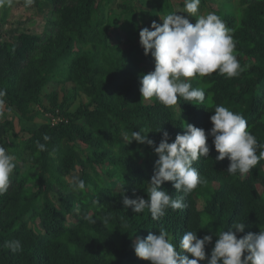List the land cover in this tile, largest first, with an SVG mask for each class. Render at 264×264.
<instances>
[{
  "label": "trees",
  "instance_id": "obj_1",
  "mask_svg": "<svg viewBox=\"0 0 264 264\" xmlns=\"http://www.w3.org/2000/svg\"><path fill=\"white\" fill-rule=\"evenodd\" d=\"M112 2L13 0L5 6L11 12L39 10L42 30L16 38L0 30V89L7 93L2 105L8 112L15 109L19 122L33 119L28 117L33 106L49 120L16 132V116H0V145L16 163L9 188L0 195V264H149L135 256L134 244L161 227L178 251L186 231L197 232L198 239L212 235L207 259L219 233L234 222L245 224L238 238L264 230V160L245 176L229 175L230 162L216 160L212 137L208 156L193 162L202 182L192 192L178 193L171 182L160 187L174 199L183 195V210L167 209L154 221L147 209L134 213L123 205L124 197L147 199L162 133H168L169 143L187 125L207 135L217 105L241 114L264 145V0H200L201 10L217 14L231 30L243 71L234 78L218 72L192 78V87L205 91L204 104L179 98L173 107L155 98L145 103L140 78L155 62L150 53L134 59L110 41V33L135 43L152 22L162 26L170 13L187 15L184 0L139 5L124 0L118 14ZM198 17L187 18L195 24ZM132 131H142L153 145L127 144L124 134ZM37 141L46 143L45 151ZM73 178L84 180L86 188L74 190ZM197 197L205 201L202 211ZM12 240L21 242L20 251L5 246Z\"/></svg>",
  "mask_w": 264,
  "mask_h": 264
},
{
  "label": "clouds",
  "instance_id": "obj_2",
  "mask_svg": "<svg viewBox=\"0 0 264 264\" xmlns=\"http://www.w3.org/2000/svg\"><path fill=\"white\" fill-rule=\"evenodd\" d=\"M13 0H0V8L10 7ZM31 2V0H29ZM200 0H184L183 12L187 15L170 13L163 17L162 26L155 21L150 29L143 28L139 32V44L144 54H151L155 62L154 71L140 78L139 92L145 100L155 98L165 107L179 106V98L205 102V91L193 88L191 79L219 73L227 78H234L243 71L235 54L236 42L231 30L215 13L200 15L195 24L187 17L198 13ZM6 90L0 89V105L4 103ZM210 116V131L186 126L183 135H177L174 142L169 143V135L165 131L154 153L158 157L154 165V173L148 183L147 199L123 198L125 208L134 213H142L147 209L152 220H159L167 209L183 210L184 196L173 198L168 192L160 190L164 182H171L178 193L184 195L192 192L202 181L200 174L193 167V162L207 157L209 146L207 140L212 137L216 160L228 159L226 172L229 175L245 176L264 160V145H260L255 135L248 130L247 120L223 105L214 107ZM3 113H0L2 116ZM127 144L153 145V141L143 135L142 131L124 134ZM45 142L50 137H43ZM39 151L46 150V143L36 142ZM259 150V151H258ZM15 157L0 145V195L9 188L10 177L16 168ZM74 190L83 191L85 181L73 178ZM110 219L103 218L104 223ZM92 223H95L93 220ZM245 224L234 222L227 231H221L215 240L210 256L206 259L205 247L212 243V235L197 238V232L186 231L179 242V251L172 242V237L164 227L159 233L149 232L145 239H137L134 244L135 256L149 264H264V230L248 233L241 238ZM13 252L21 250L19 240L7 241L6 245Z\"/></svg>",
  "mask_w": 264,
  "mask_h": 264
},
{
  "label": "rangeland",
  "instance_id": "obj_3",
  "mask_svg": "<svg viewBox=\"0 0 264 264\" xmlns=\"http://www.w3.org/2000/svg\"><path fill=\"white\" fill-rule=\"evenodd\" d=\"M127 1H129L130 3L134 2L136 5H139L143 0H141V2L140 0H127ZM153 1L154 0H151V2ZM211 1L213 4L216 3V0H211ZM123 2L124 0H113L111 5H112V9L114 10V13L118 14L119 9H117V7L119 5H122ZM230 3H232V1H230ZM236 5L237 6L234 8V10H237L238 8L237 2ZM154 9L157 13H160L159 5H155ZM210 12L201 10V7L199 5L198 13L196 15L199 16L206 15ZM41 15L42 13L39 12V10H37L34 13L31 12L30 9L24 12H20L19 10L11 12V8H6V7L0 8V30L5 33L7 32L8 37L10 38H16L21 32L39 33L42 30L41 24L39 22ZM117 33L118 32L110 33L111 36L110 41L124 47L134 59H139L144 53L142 47L139 44V40L135 43L130 44V41H128L126 38L123 39L122 37L115 36ZM153 64L154 63H151V65L147 68L149 73L154 71L152 68ZM67 87L69 88L71 86L67 85ZM84 101L86 102V99L83 98V102ZM144 101L145 103H149V100H144ZM78 103L79 100L77 101V104ZM38 110L39 109L37 107L33 106L31 108V112L28 115V117H32L33 119L29 122L25 118V119H21V121L19 122L20 115L15 109H12L11 111L8 112L3 105H0V113H4V117H2L3 120H10L12 116H16V118L13 121L14 131L16 132L19 131L20 128L26 129V127L28 128L38 127L49 120L48 114H43L42 111L37 113ZM196 201H197L198 209L202 211L205 207L204 199H202L201 197H197Z\"/></svg>",
  "mask_w": 264,
  "mask_h": 264
}]
</instances>
